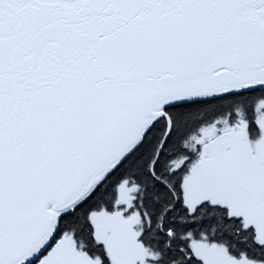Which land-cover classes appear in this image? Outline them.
Here are the masks:
<instances>
[{
  "label": "snow or ice",
  "instance_id": "6c2138e0",
  "mask_svg": "<svg viewBox=\"0 0 264 264\" xmlns=\"http://www.w3.org/2000/svg\"><path fill=\"white\" fill-rule=\"evenodd\" d=\"M0 264H264V0H0Z\"/></svg>",
  "mask_w": 264,
  "mask_h": 264
}]
</instances>
